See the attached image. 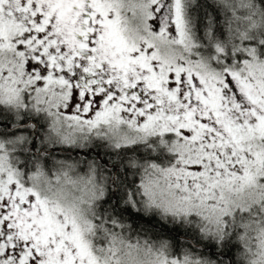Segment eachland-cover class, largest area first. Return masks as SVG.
Returning a JSON list of instances; mask_svg holds the SVG:
<instances>
[{"label": "snow or ice", "instance_id": "6c2138e0", "mask_svg": "<svg viewBox=\"0 0 264 264\" xmlns=\"http://www.w3.org/2000/svg\"><path fill=\"white\" fill-rule=\"evenodd\" d=\"M0 264H264V0H0Z\"/></svg>", "mask_w": 264, "mask_h": 264}]
</instances>
